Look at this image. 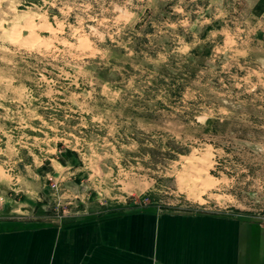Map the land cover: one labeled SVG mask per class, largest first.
Here are the masks:
<instances>
[{
	"label": "rangeland",
	"instance_id": "1",
	"mask_svg": "<svg viewBox=\"0 0 264 264\" xmlns=\"http://www.w3.org/2000/svg\"><path fill=\"white\" fill-rule=\"evenodd\" d=\"M129 211L264 223V0H0V229Z\"/></svg>",
	"mask_w": 264,
	"mask_h": 264
},
{
	"label": "crops",
	"instance_id": "2",
	"mask_svg": "<svg viewBox=\"0 0 264 264\" xmlns=\"http://www.w3.org/2000/svg\"><path fill=\"white\" fill-rule=\"evenodd\" d=\"M0 264H264V223L230 215L129 211L0 229Z\"/></svg>",
	"mask_w": 264,
	"mask_h": 264
}]
</instances>
